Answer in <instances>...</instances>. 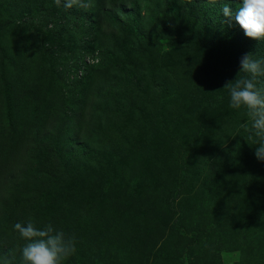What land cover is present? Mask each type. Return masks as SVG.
Returning <instances> with one entry per match:
<instances>
[{"label": "trees", "instance_id": "trees-1", "mask_svg": "<svg viewBox=\"0 0 264 264\" xmlns=\"http://www.w3.org/2000/svg\"><path fill=\"white\" fill-rule=\"evenodd\" d=\"M64 3L0 0V264L25 243L13 225L29 220L86 236L89 251L77 248L84 264L93 256L98 264H148L156 247L141 231L193 236L178 218L158 222L162 210L177 211L178 197L192 204L203 188L219 199L222 165L237 191L259 180L247 176L248 146L255 158L257 144L240 128L246 111L229 107L224 86L245 54L264 57V41L223 17L224 3L235 12L242 0ZM49 34L60 36L59 47ZM218 130L234 136L224 150Z\"/></svg>", "mask_w": 264, "mask_h": 264}, {"label": "rangeland", "instance_id": "rangeland-1", "mask_svg": "<svg viewBox=\"0 0 264 264\" xmlns=\"http://www.w3.org/2000/svg\"><path fill=\"white\" fill-rule=\"evenodd\" d=\"M44 7L51 9L46 3H44ZM37 17H39V15H37ZM40 19L41 18H38L36 20L37 24L40 22ZM24 29L32 33V35L35 34L30 28ZM42 29L43 32L46 31V28L42 27ZM34 38L35 40L37 39L36 36H34ZM59 38L60 36L58 34H49L46 39H52L55 43V47H59ZM38 40H42V38L38 37ZM165 48H167V46ZM5 49L6 46L0 44V54L3 53V51L5 52ZM0 64L2 63L0 62ZM32 67H34V64H32ZM181 93L182 92L178 93V95L169 93L167 96L168 98H175L181 96ZM87 112L90 111L88 110ZM119 127L124 131V126ZM130 129L134 130L132 127L126 126L127 131ZM215 135L219 136L218 138L221 139L223 150L232 143L234 138L233 135L221 133L220 130L216 131ZM76 140L82 141V136L78 135ZM249 148L251 147L248 146V152L246 154V163L248 165L247 176L256 175L259 180L255 181L251 179L253 181L250 183H245L243 181L241 183L244 187V191H237L240 189V185L238 187L235 184V175L228 174L227 171H224L222 165L220 166L221 169H218L215 174L219 180L215 185L218 187V190H220V193H223L219 199H215L208 189L203 188L197 192H193L192 204L184 200L183 197H178L175 204L177 211L171 214V212L166 210L168 212L164 214L162 210L157 215V218H159L158 222L172 224L173 221L178 218L181 224L187 225L186 228L191 231L190 234H193V236L189 235L190 240L177 230L172 231L169 229L162 230L157 234L156 231H154L151 236H149L147 233L140 230L142 232V237L145 240H151L155 243L156 247L155 250L157 255L156 257L151 255L147 260L148 264H164L162 257L167 254L174 258L173 264H181L180 260L185 264V257H187L186 255L188 254L187 264H242V262L243 264H264V162L261 161L260 163L257 160L253 162L254 157ZM195 159L196 158H193L191 160L189 164L190 168L197 166V163L194 164ZM254 159L257 158L255 157ZM229 160L230 159H227L226 163L229 164ZM211 163L213 165L212 161L210 164ZM167 166L170 167V165ZM171 168L172 167H170V169ZM204 170L205 172L209 171L208 165L205 166ZM11 173V171L6 173L3 179L7 181L6 177L10 176ZM174 177L177 178L176 176ZM202 178H204V176H202ZM187 183L190 185L193 184L188 180ZM199 186L198 184L195 187L198 188ZM163 191L164 190H159L158 192ZM235 194H239V196L236 198ZM182 196L187 195L183 193ZM233 198L235 200H233ZM229 201L230 203H228ZM159 207H161V205H159ZM162 207L164 208L165 206ZM153 222L155 223L154 220ZM158 222H156V225ZM85 240H87L88 243L86 236L77 238L75 245L76 252L68 257L63 264L85 263L83 257H81L77 251V248L83 249V247L89 251L88 244H86ZM189 240L191 247L185 248L184 245ZM195 240L196 242H193ZM184 253H186V255ZM93 259L95 261L94 264L100 262L96 261L99 259L97 256H93Z\"/></svg>", "mask_w": 264, "mask_h": 264}, {"label": "clouds", "instance_id": "clouds-1", "mask_svg": "<svg viewBox=\"0 0 264 264\" xmlns=\"http://www.w3.org/2000/svg\"><path fill=\"white\" fill-rule=\"evenodd\" d=\"M55 2L60 4V0ZM210 2L216 3V0ZM64 6L87 8L91 6V0H65ZM221 13L228 23L234 19L246 37L264 41V0H242L235 12L224 3ZM224 88L229 92V107L246 111L247 121L240 128L248 133L249 139L255 138V157L264 162V57L245 54L240 60L237 78L226 83ZM13 229L25 243L5 253L2 264H17V253L19 264H63L76 252L75 236L66 235L51 223L38 228L29 220L15 223Z\"/></svg>", "mask_w": 264, "mask_h": 264}]
</instances>
